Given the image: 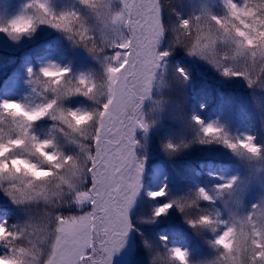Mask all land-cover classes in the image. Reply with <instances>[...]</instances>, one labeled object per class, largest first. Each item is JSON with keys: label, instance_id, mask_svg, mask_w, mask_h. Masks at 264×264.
<instances>
[{"label": "snow or ice", "instance_id": "snow-or-ice-1", "mask_svg": "<svg viewBox=\"0 0 264 264\" xmlns=\"http://www.w3.org/2000/svg\"><path fill=\"white\" fill-rule=\"evenodd\" d=\"M78 3L83 12H56L49 0L0 11V33L13 41L48 26L92 62L80 72L55 63L28 67L24 100L0 101V193L23 213L11 225L0 220V264H114L142 187L135 133L149 130L143 105L155 84L165 85L162 70L174 50L264 92V0H187L186 16L181 0ZM192 121L199 144L222 145L248 165L264 159L254 136L233 138L216 122ZM181 147L188 145L170 142L165 150ZM243 183L234 176L214 194L199 187L155 208L158 218L175 207L198 235L207 233L210 255L193 260L162 236L155 248L144 241L148 264H264V195L246 207ZM166 195L165 188L148 193L152 200ZM217 201L225 211L202 206Z\"/></svg>", "mask_w": 264, "mask_h": 264}, {"label": "rangeland", "instance_id": "rangeland-1", "mask_svg": "<svg viewBox=\"0 0 264 264\" xmlns=\"http://www.w3.org/2000/svg\"><path fill=\"white\" fill-rule=\"evenodd\" d=\"M26 2L27 0H0V11H3V6L7 3H11L12 6L19 9ZM181 2L185 5L182 9L188 13L189 8L187 6V0H181ZM209 2L218 3L219 0H209ZM49 4L56 12L80 9L78 0H49ZM80 10L83 12L82 9ZM215 10L217 12L220 11L219 7ZM20 59H22V61H20ZM185 59L191 65L195 66L194 71H197L196 75L200 80L215 79L220 88L229 86L231 93H234V97L247 106L249 105L251 109L250 117L252 124L236 120L232 114L227 113L210 117L206 124L216 122L218 125L223 126L226 132L233 138H243L244 135H252L255 137V143L264 149V92L249 89L246 82L242 79L224 77L222 73L212 65L197 57H190L187 55ZM1 63H4L6 66L5 69L0 67V77L11 68L12 64H16V68L10 71L8 77L9 86L0 89V101H23L17 89H29L26 84L28 67L38 69L45 64L55 63L61 66H70L73 71L80 72L86 71L92 66L90 58L82 49L73 47L62 33L44 25L38 26L33 34L23 37L19 41H13L5 34L0 33V64ZM162 71L165 85L160 86L159 83L155 84L151 98L146 100L143 105L142 111L146 121L150 125L149 130L147 133L144 132L142 134V130L137 129L135 133V139L137 140L140 137L141 140H139V145L143 147L147 146L146 143L149 135H151L152 131L155 132L158 130L159 125L164 122L170 111V108H167V104L162 101V97L168 93L171 86V79L168 76V67L166 64ZM79 101L80 100L76 101V103L78 104ZM225 101L226 98H224V96L220 97V103L224 104ZM219 106L221 105L219 104ZM154 150L157 151V149ZM224 154L226 155L225 160L216 164L215 160L219 158L220 155L223 156ZM154 155L155 153L153 152V156ZM262 155H264V152H262ZM226 160H229V162ZM201 173L211 176L213 179H215L216 176L220 184L234 176L243 181L244 183L242 186L245 190L244 203L246 207H250L251 204L257 203L261 196L264 195V189L261 187L264 185V159L248 165L230 150L224 146H220L212 158L198 164L196 174L199 175ZM146 183H148V185H146ZM141 184V190L135 198L131 212H134L136 208H140L142 211L145 204L151 200L145 197L148 196L149 192L159 191L161 188H165V190L169 189L170 185L173 186L175 184V179L169 177L167 164L164 161H153L150 165L144 167ZM210 191H213V188H210ZM217 202L223 208L222 202ZM6 209L20 211L16 206L11 204L3 193H0V210ZM157 232L160 237L163 236L168 238V233L165 229H158ZM169 243L174 247L187 249L190 253V258L193 260L201 258L198 253H194L191 243L186 239L179 243L176 240L169 239ZM136 260L132 234L129 233L125 246L114 259V264H135Z\"/></svg>", "mask_w": 264, "mask_h": 264}, {"label": "trees", "instance_id": "trees-1", "mask_svg": "<svg viewBox=\"0 0 264 264\" xmlns=\"http://www.w3.org/2000/svg\"><path fill=\"white\" fill-rule=\"evenodd\" d=\"M168 0H165L167 3ZM185 16L182 8L179 9ZM165 19H168L167 12H165ZM174 19V17H173ZM167 48V43L162 44V50ZM187 55L182 50H174L171 56L166 60L165 64L168 67V76L171 79V86L168 93L162 97V101L170 108L167 118L159 125L158 130L152 131L149 135L146 145H139L140 137L137 139V148L135 152L138 159L143 160L144 167L150 165L153 161H164L167 164L170 178L175 179V184L170 185L166 191L167 195L163 198L152 200L149 196L148 201L143 210L136 208L132 213L130 210V218L133 224L132 242L134 245L135 264H148V250L144 249V241H147L153 248L161 244L158 229H165L168 233L169 239L176 240L178 243L187 240L191 243L194 253H198L200 257L210 255L205 239L207 233L197 234L186 222L185 215L181 214L175 207L169 210L166 215L154 217L155 208L172 200L187 196L191 191L199 187L205 188L210 194H214L216 185L220 184L213 177L204 173L197 175L198 164L204 160L210 159L216 154L219 149V144H199L196 142L198 134V126L192 121V116H199L206 124L210 117L220 116L221 114H232L236 120L252 124L251 109L249 105L239 101L231 93L228 87L220 88L215 79L202 81L196 75L195 66L186 61ZM16 61V60H15ZM22 61V59H20ZM5 64H0V67L5 69ZM16 68V64H12L11 68L0 77V89L9 86L8 77L10 71ZM179 69H183L188 79L185 80L180 75ZM24 100L28 95L29 89H17ZM165 94V93H164ZM163 94V95H164ZM226 98L224 104L220 103V97ZM161 97V96H160ZM233 99V102H232ZM145 103V102H144ZM83 101L78 102V106L82 105ZM219 104L221 106H219ZM143 110V109H142ZM47 122H41L37 131L43 134L46 131ZM144 131H142V134ZM173 144H187L188 147H181L177 152H169L165 150V145ZM154 149H157L155 151ZM153 152L155 155L153 156ZM226 155H220L215 163L225 160ZM229 162V160H226ZM148 185V183H146ZM213 188V191H210ZM156 203V204H154ZM209 210L215 208H223L217 202L216 205H202ZM66 213L70 210L65 209ZM193 211L191 215H196ZM227 213L225 212V215ZM23 216V213L16 210L6 209L0 210V220H7L9 225L17 223ZM129 237V236H128ZM128 239V238H127ZM119 252L114 254V258Z\"/></svg>", "mask_w": 264, "mask_h": 264}]
</instances>
